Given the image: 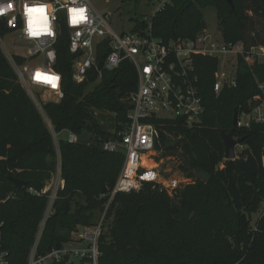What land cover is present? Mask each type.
Segmentation results:
<instances>
[{
    "label": "trees",
    "instance_id": "1",
    "mask_svg": "<svg viewBox=\"0 0 264 264\" xmlns=\"http://www.w3.org/2000/svg\"><path fill=\"white\" fill-rule=\"evenodd\" d=\"M232 3L234 8L227 0H172L152 18L154 35L165 41L195 38L207 29L204 11L211 7L226 43L264 46V0ZM135 22V30L148 25L145 18ZM56 50L64 99L43 110L56 132H74L80 142L59 144L64 189L46 220L40 254L62 248L79 228L102 219L125 162L123 153L107 152L103 143L127 123L129 96L139 80L135 66L125 61L115 71L103 70L99 81L93 70L88 81L77 84L68 40L61 38ZM109 52L99 50L100 68ZM194 66L205 107L202 121L194 127L157 123L164 155L178 154L192 181L172 192L146 184L139 192L116 194L104 219L99 264H264V124L234 127L235 110L245 111L259 93L258 83H264V66L241 59L237 86L219 94L214 90L219 60L195 56ZM104 115L111 123L103 124ZM222 131L248 147L239 158L225 160ZM56 157L48 125L0 48V231L11 264L28 262L49 203L47 195L29 190H44L57 170ZM196 170L210 181L197 178ZM9 177L26 186L19 190Z\"/></svg>",
    "mask_w": 264,
    "mask_h": 264
},
{
    "label": "built area",
    "instance_id": "2",
    "mask_svg": "<svg viewBox=\"0 0 264 264\" xmlns=\"http://www.w3.org/2000/svg\"><path fill=\"white\" fill-rule=\"evenodd\" d=\"M156 14L172 3V0H155ZM32 9V12H29ZM81 14L83 18H81ZM145 18V28H132L130 32H116L110 22L112 13L103 14L93 0H0V42L12 37L14 45L23 54H9V63L18 81L29 92H49L57 103L64 99L63 77L55 70L57 46L62 37V21L69 30V50L76 57L73 66V81L82 84L88 81L91 71H96L98 81L102 71H115L123 62H131L138 72V87L129 96L130 110L127 123L113 138L103 143V149L110 153L125 155L121 173L111 193L109 203L119 193L139 192L146 184H157L170 192L176 190L160 183L156 168L148 165L150 156L157 154L160 144L157 123L178 121L187 127H194L202 121L205 112L203 98L199 91V78L195 74L194 57L203 56L219 60L214 90L219 94L223 88L237 86L239 62L248 64L257 61L264 66V46L248 47L243 43H226L221 35L207 29L195 38L165 41L154 35L152 18ZM77 22H73V21ZM220 36V37H219ZM110 50L103 67H99V50ZM17 57L26 60L19 64ZM222 57L223 67L220 66ZM234 73L227 76V66ZM226 70V72H225ZM259 93L238 114V129H249L253 124H264V83H258ZM38 107L41 102L35 99ZM54 142L69 144L80 142L74 132H56L49 128ZM66 133L67 138H59ZM234 140H242L234 137ZM161 147V144H160ZM248 147L243 143L235 146L239 158ZM162 149V147H161ZM160 149V150H161ZM64 189L61 175L54 185H47L42 192L29 191L38 196L47 195L48 207L30 251L27 264H99V240L109 203L99 224L79 228L71 240L62 248L40 254L38 247L46 220L52 213L58 192ZM0 264H11L10 254L2 246L0 231Z\"/></svg>",
    "mask_w": 264,
    "mask_h": 264
},
{
    "label": "rangeland",
    "instance_id": "3",
    "mask_svg": "<svg viewBox=\"0 0 264 264\" xmlns=\"http://www.w3.org/2000/svg\"><path fill=\"white\" fill-rule=\"evenodd\" d=\"M93 4L99 9V11L103 14L112 13V16L110 18L111 26L112 28L118 32V33H127L132 30V28L135 27V20L142 19V18H151L156 12H154L156 9L157 3L155 0H93ZM204 22L206 24V28L210 33L219 35L221 32L219 30V21L217 18V11L215 8H207L204 11ZM220 37V36H219ZM0 48L5 55V57L9 61V54H23L22 49H19L17 46L14 45V40L12 37L6 38L3 42H0ZM220 66L223 67V60L222 57L220 59ZM226 70L227 76L234 73V69L231 65L228 64ZM225 70V72H226ZM97 84V83H95ZM94 85H91L88 88V91L92 90ZM26 90V89H25ZM27 94L30 96V98L33 100V102L36 104L35 99L39 100L42 104V106L38 107L44 121L48 125V127H51V122L47 118L43 106L47 103H57V99L55 96L49 92H39L36 94H33L29 92L28 90ZM111 123V117L110 115H104L103 124L107 125ZM59 138L66 139L67 134L62 133L60 134ZM173 142V141H172ZM174 143H172L173 145ZM55 148L57 152L56 162V172L52 175L51 180L47 182V185H54V183L57 182L59 175H61V160H60V150L57 143H55ZM161 149L158 151L157 154H154L149 157L148 165L156 168L157 171L160 174V183L163 186L166 187H172L173 185H176V188H182L186 186L187 184L191 183L192 180H190L187 175L183 172V170L180 168L182 165V161L178 154H175L173 156L171 155H164V150ZM220 168H223L222 165H220ZM46 185V186H47ZM261 213L255 214L252 217V224H255L257 221L259 215ZM100 216H97V223L99 221ZM73 237V236H71Z\"/></svg>",
    "mask_w": 264,
    "mask_h": 264
},
{
    "label": "water",
    "instance_id": "4",
    "mask_svg": "<svg viewBox=\"0 0 264 264\" xmlns=\"http://www.w3.org/2000/svg\"><path fill=\"white\" fill-rule=\"evenodd\" d=\"M228 4H230L231 7L234 8L232 0H227ZM70 35L69 30L67 29L64 21H62V37L63 38H68ZM238 114H239V110L236 109L235 110V114H234V127L236 128L238 125ZM221 137L224 141V145H225V160H235L236 156H235V146L237 144H241L243 143V140H234V134L230 133V134H226L224 131L221 132ZM161 147L160 144L157 142L156 144V150L160 151ZM195 175L197 178L201 179L203 182H209L210 181V176L207 175L206 173H204L201 170H196ZM9 180L19 189H23L26 184L25 182L9 177Z\"/></svg>",
    "mask_w": 264,
    "mask_h": 264
},
{
    "label": "snow or ice",
    "instance_id": "5",
    "mask_svg": "<svg viewBox=\"0 0 264 264\" xmlns=\"http://www.w3.org/2000/svg\"><path fill=\"white\" fill-rule=\"evenodd\" d=\"M33 10L32 9H29V12H32ZM81 18H83L82 14H81ZM74 23L77 22V21H73Z\"/></svg>",
    "mask_w": 264,
    "mask_h": 264
}]
</instances>
